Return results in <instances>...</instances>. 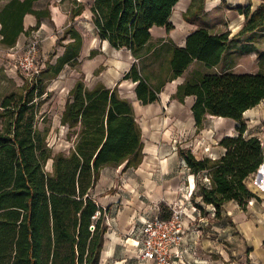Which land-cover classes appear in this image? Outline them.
<instances>
[{"label":"trees","instance_id":"1","mask_svg":"<svg viewBox=\"0 0 264 264\" xmlns=\"http://www.w3.org/2000/svg\"><path fill=\"white\" fill-rule=\"evenodd\" d=\"M35 0H9L0 7V44L14 47L22 33L40 27L49 9L37 10ZM67 1V0H61ZM72 23L58 38L63 53L48 54L41 74L26 80L24 91L11 93L1 102L6 117L0 131V264H99L109 229V208L99 204L92 194L105 166L138 167L144 157L142 129L132 102L117 88L103 83L90 87L82 74L70 89L61 125L68 128L73 145L55 152L48 142V129L36 123L37 98L46 92L50 81L67 65H78L84 34L75 18L84 12L85 4L68 0ZM180 0H93L91 11L96 32L115 48H128L140 58L151 39L153 26L174 28L170 20ZM206 0H191L184 18L198 27L188 35L186 45L169 47L172 80L195 60L213 67L239 42V38L264 29V2L254 10L251 4L236 5L245 15L242 28L213 33L203 19ZM33 13L36 26L25 28L24 17ZM243 52L258 51L257 72L230 70L206 72L182 83L174 98L181 102L195 95L192 106L197 129L208 115L232 118L238 122V133L224 136L220 144L226 151L219 157L199 158L191 148L179 147L180 154L196 176L193 203L204 211V204L215 207L222 215L229 201L246 209L252 198H259L249 186L264 162V149L258 136H247L244 113L264 100V50H256L252 39L242 45ZM125 79L138 82L139 100L152 103L159 99L161 85H153L135 62ZM53 160V170L47 162ZM208 178V180H206ZM170 214V212H169ZM168 214V215H169ZM168 215L164 217H168Z\"/></svg>","mask_w":264,"mask_h":264},{"label":"crops","instance_id":"2","mask_svg":"<svg viewBox=\"0 0 264 264\" xmlns=\"http://www.w3.org/2000/svg\"><path fill=\"white\" fill-rule=\"evenodd\" d=\"M8 1L0 0L2 5ZM60 1H34L35 9L48 8L51 17H42L38 29L22 33L14 49L24 45L33 31H39L43 55L47 56L54 50L58 35L72 23L70 12L62 8ZM78 1L85 4L84 12L75 18L76 27L84 34L78 74H84L85 82L90 87L103 83L107 87L117 88L122 97L132 102L142 129V163L136 168L126 169L124 164L118 167L105 166L92 190L98 203L109 208L106 240L111 238L117 242L118 238L127 237L133 241L138 252L136 243L142 236V222L159 212L163 217L168 215L172 206L185 205L188 212H192L190 207L197 187L196 176L190 172L179 147L188 148L190 145L197 157L216 158L226 151L220 140L224 136L238 133L236 120L214 115H208L203 127L198 130L192 111L196 96L189 95L184 102L173 97L186 80L206 72L218 71L227 58L225 56L221 63L213 67L206 66L207 68L196 64L198 61L195 60L182 75L168 80L172 72L169 65L170 45L184 47L188 35L198 27L184 18L191 0H180L175 5L170 18L174 25L172 30L156 25L151 28V39L145 47V54L140 58L128 48L118 49L108 40L101 39L96 32L91 8L87 5L88 0ZM263 2L264 0H206L203 19L213 33L228 31L230 37H233L245 21V15L236 11L234 6L251 4L254 10ZM88 18L90 21L82 25ZM37 23L38 17L35 14L25 15L26 29ZM252 57L256 58L257 54L254 53ZM135 62L153 85L159 86L165 80L157 101L142 103L136 92L138 82L124 78ZM66 67L59 76L66 71ZM69 75L72 76L73 73L70 72ZM78 78L74 79L71 88ZM67 97L68 95L57 111L56 122L60 125ZM244 119L247 122L245 135L257 136L258 131L264 127V100L248 109L244 113ZM206 146L210 148L211 154L205 151ZM259 172V179L250 187L259 198H252L246 209L241 208L236 201H229L225 204L222 215L217 217L213 205L202 203L204 211L201 210V215L195 213L196 219L186 217L187 236L181 247L184 259L178 260L177 264H264V162ZM220 242H226L227 247L221 246ZM139 258L143 264H149L140 256Z\"/></svg>","mask_w":264,"mask_h":264},{"label":"rangeland","instance_id":"3","mask_svg":"<svg viewBox=\"0 0 264 264\" xmlns=\"http://www.w3.org/2000/svg\"><path fill=\"white\" fill-rule=\"evenodd\" d=\"M2 4L3 2H0V7L2 6ZM91 4L92 0H88L87 5H89V8H91ZM72 6L73 4L70 1H62V8L64 10H68L70 12ZM86 21L89 22V18L88 20L85 19L82 25L86 24ZM63 32L58 35V38L63 34ZM31 35H29L28 38ZM249 37L252 39V44L253 46H255L256 50H264V29L258 30L257 32L253 33V35L247 34L239 38L240 41L237 42V44L234 45L235 47L232 49V51H230L226 55L227 60L222 63L221 68L219 67L220 71L225 69L239 73L259 71V52H243L241 49L242 45L246 40H248ZM28 38L26 42L28 41ZM58 38L56 39V43ZM26 42L24 43V45L26 44ZM24 45H22L19 49H14L11 52L9 48H4L0 44V131L3 130L5 122L7 120L5 116L1 115V112H3L1 102L5 99L6 96L11 93H17V95L22 93L25 89V81H31L32 78L36 77V75L33 74L27 75L21 70H11L9 67L14 64L16 58L21 55L23 51L22 47ZM63 49L64 48L62 45L57 44L53 51H56L57 55H59V53H61ZM254 53L257 54L256 58L252 57ZM57 55L55 56L54 60L56 59ZM47 57L48 55L44 56L41 51L40 35L38 66H41L42 69L45 66V60L47 59ZM196 64L207 68L203 62L198 61ZM78 67V65H68L66 67V71H64L61 76L55 77L50 81H46V92L41 97L37 98L36 123L40 129H48L47 139L49 145L54 149L55 152H67L73 145V140L67 137L68 128L64 127V125L62 127V125L57 123L56 118L57 111L63 105L66 96L69 94L71 85L74 83V79L78 78L79 76ZM70 72L73 73L72 76L69 75ZM188 148H191V146L189 145ZM52 164L53 160L50 159L46 165L47 171L51 172L53 170ZM259 177L260 172L258 171L255 175H253L251 179H249L250 187H253V184H255ZM105 195L106 194H102V196ZM106 241V245L104 244L99 264H143L141 259L139 258L137 248L132 240H128L127 237L123 236L122 238H118L117 242L111 238H108V240ZM220 243L221 246L227 247L226 242Z\"/></svg>","mask_w":264,"mask_h":264},{"label":"built area","instance_id":"4","mask_svg":"<svg viewBox=\"0 0 264 264\" xmlns=\"http://www.w3.org/2000/svg\"><path fill=\"white\" fill-rule=\"evenodd\" d=\"M1 38L2 35H0ZM14 48H9V50L12 52ZM39 48V31H33L26 44L22 47L21 55L16 58L14 64L9 66L10 69L21 70L27 75H40L42 67L38 66ZM257 136L264 149V127L258 131ZM204 149L211 154L209 147L206 146ZM189 194L191 196L192 191ZM190 209L191 213L188 212V208L185 205L172 206L168 217L161 216L159 212L152 218L142 222L140 230L142 236L136 243L139 256L150 264H177L178 260H183L184 253L181 247L187 236L186 217L196 219L194 214L198 213L201 215L202 213L201 208L194 203L191 204Z\"/></svg>","mask_w":264,"mask_h":264}]
</instances>
